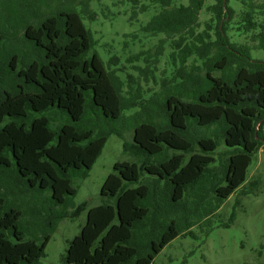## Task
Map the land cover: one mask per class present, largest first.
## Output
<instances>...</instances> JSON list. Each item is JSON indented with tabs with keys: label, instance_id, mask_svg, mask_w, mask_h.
Listing matches in <instances>:
<instances>
[{
	"label": "trees",
	"instance_id": "obj_1",
	"mask_svg": "<svg viewBox=\"0 0 264 264\" xmlns=\"http://www.w3.org/2000/svg\"><path fill=\"white\" fill-rule=\"evenodd\" d=\"M95 1L71 0L54 12L47 7L35 15L42 17L37 26L28 20L20 26L42 57L18 71L12 58L5 74L20 82L0 88V264H36L56 224L51 220L41 236L25 238L20 210L4 207L3 178L14 174L30 188L49 190L53 204H66L76 193L72 177L85 176L108 137L124 129L148 156L143 170L151 182L130 187L141 177L138 164L115 162L100 189L106 200L87 210L64 263L151 264L231 194L248 193L246 183L258 185L248 180V168L264 153V60L252 58L251 50H264V0H118L131 5L130 21L151 11L140 27L144 35H163L130 55L157 58L168 49V70L157 88H143L117 67L115 55L104 60L93 49L84 21L98 15ZM201 11L206 19L199 27ZM3 37L0 32V45ZM2 74L0 68V84ZM57 111L71 123L52 128ZM90 116L108 126L76 125ZM188 201L193 206L183 208Z\"/></svg>",
	"mask_w": 264,
	"mask_h": 264
},
{
	"label": "rangeland",
	"instance_id": "obj_2",
	"mask_svg": "<svg viewBox=\"0 0 264 264\" xmlns=\"http://www.w3.org/2000/svg\"><path fill=\"white\" fill-rule=\"evenodd\" d=\"M117 1L96 0L92 8L98 15L94 20H83L92 31L95 41L93 49L104 60L110 55H115L117 67H122L123 71L126 70L135 76L143 88H157V80H160L168 70L164 55L168 49L166 48V51L164 50V53L157 58L146 55L130 57V55L153 46L163 35L153 37L141 32L140 27L149 19L151 11L140 13L136 20L130 21L131 5ZM187 3V0L171 1V5ZM231 3L236 5L233 0ZM68 5L71 6V0H55L51 4L46 0H0V32L4 36L0 45V68L3 72L0 88L11 89L20 82L14 73L5 74L8 73L12 58L16 59L15 69L18 71L30 61L40 60L42 57L39 49L25 39L20 26L26 22L25 20L37 26L42 17L38 19L35 15L44 14L47 7L48 11L52 9L54 12L67 8ZM205 19V14L201 11L197 18L199 27L203 26ZM124 34L126 36L136 34L137 38L131 40L130 36L126 37ZM176 36L177 34L167 38ZM251 56L254 59L264 60V50L253 49ZM65 123H71L66 115L58 112L51 117L52 128ZM76 125L85 128L108 126L105 122L100 123L95 116H90L89 120L84 118L76 122ZM133 136L131 129H124L121 135L111 134L108 137L101 154L87 174L72 177V186L76 193L67 197L66 204H53L49 190L30 188L14 174L3 178V183L7 186L4 207L11 205L20 210L18 223L25 230V238L41 236L50 227L48 223L51 220L56 221L54 231L45 247V256L39 258L36 264H68L61 261L68 241L84 224L87 210L106 200V197L100 194V189L107 175L114 171L115 162L128 161L138 164L141 177L138 182L131 183L130 187L151 182L149 175L143 170V163L148 156L138 150ZM222 147L228 150L224 145ZM150 160L154 161L155 157ZM248 169V180H257L258 185L252 186L246 183L245 189L249 191L248 193L240 190L231 194L215 215L193 225L190 229L193 234L180 235L170 241L154 257L151 264H264V153L262 150L257 153ZM160 185V188H164V181H161ZM193 203L184 202L183 208H191ZM38 241L40 242V238Z\"/></svg>",
	"mask_w": 264,
	"mask_h": 264
}]
</instances>
